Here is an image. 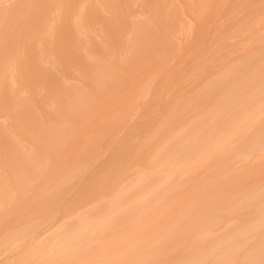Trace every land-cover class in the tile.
Here are the masks:
<instances>
[{
    "label": "rangeland",
    "instance_id": "374dc122",
    "mask_svg": "<svg viewBox=\"0 0 264 264\" xmlns=\"http://www.w3.org/2000/svg\"><path fill=\"white\" fill-rule=\"evenodd\" d=\"M58 5L59 14L14 19L19 28L0 50V220L11 207L27 208L20 220L27 227L25 247L10 258L6 245L15 235L0 222V263L98 264L116 248L122 254L108 264H134L159 251H165L161 264L181 261L201 247L196 237L207 227L181 229L152 244L143 237L168 226L184 202L207 191L201 187L216 181L214 176L176 197L158 199L136 223L110 234L130 211L120 205L114 217H101L102 231L90 230L101 234L73 256L62 259L37 250L45 243L41 234L58 218L90 219L87 210L95 201L121 184L135 185L143 172L150 173L149 181L159 177L157 187L174 176V165L155 158L170 135L210 105L205 84L239 63L236 57L261 58L264 0H67ZM18 163L24 172L11 169ZM104 163V170L93 175ZM196 165L186 169L201 166ZM62 167L66 176L59 180ZM48 174L57 181L46 209L44 202L28 201L35 185L44 188ZM246 218L229 216L215 228L224 231ZM131 239L139 245L124 248Z\"/></svg>",
    "mask_w": 264,
    "mask_h": 264
},
{
    "label": "bare ground",
    "instance_id": "6f19581e",
    "mask_svg": "<svg viewBox=\"0 0 264 264\" xmlns=\"http://www.w3.org/2000/svg\"><path fill=\"white\" fill-rule=\"evenodd\" d=\"M61 1L67 0H0V50L10 43L14 30L19 28L18 21L14 19L59 14L61 5L59 7L58 2ZM190 26L187 28L188 31H192L195 25L190 24ZM51 30L55 28L52 27ZM187 35L189 39L191 34ZM214 54L215 52L209 53L207 59L211 61L209 57ZM262 55L261 58H258L259 55H255V58L250 54L236 57L234 60L240 61L239 63L231 65L227 71L216 75L210 83L202 87L203 95L212 98V100L208 99L210 105L199 111L195 119L182 131L170 135L166 143L167 148L164 147L163 153L159 152L161 157L155 158L160 159L162 165H174V176L157 187L154 186V181L159 177L156 176L154 181H149L147 177L151 176L150 173L143 172L135 185H132L134 182L121 184L115 192L105 194L95 201L87 210L91 215L90 219L80 216L74 221L68 220L67 216L58 218L41 234L45 243L37 253L60 256L62 259L73 256L82 251L88 239L101 234H96L94 231V228H99L97 230L100 231L104 228L101 217H114L120 205L122 209H130V211L115 224L110 234L118 228L136 223L145 207L156 204L158 199L176 197L187 190L189 185L200 186L204 184L206 176H214L217 178L216 181L213 180L214 182L201 187L202 190L207 191L197 199L184 202L181 207L185 208L172 216L168 226L157 231L155 235L143 238L147 243L152 244L169 239L178 230L188 231L190 227L199 225L207 227L196 237L201 247L174 264H236L237 260L238 264H264V173H261L264 172V56ZM196 100H192V103ZM173 117L168 116L166 120L169 121ZM155 162L153 166L156 165ZM106 163L100 164L93 175L102 172ZM190 163L201 166L197 167L199 168L197 170L190 171L186 169ZM18 165L11 166V169H14L15 173L24 172V166ZM240 165L241 167H237ZM65 172V167L59 170V180L66 176ZM35 178L41 180L42 177ZM252 178L258 180L248 182ZM44 179L46 181L44 188H41V184L35 185L33 192H29L28 202L36 204L44 202L46 208L53 195L48 192L57 181V176L48 174ZM188 181L191 183L188 184ZM25 209L27 208L24 205L19 204L8 209L1 217L3 230L11 236L15 235L12 244L6 245L8 248L5 253L11 250L8 258L25 247L22 236H25L27 227L23 221H20ZM234 215L245 216L246 221L240 224L231 223L224 231L215 228L224 218ZM75 223L78 226L70 230V226ZM65 225L67 226L64 227ZM92 229L94 232H90ZM66 230L69 232L65 233ZM55 238L56 241L49 245ZM139 243L138 239H131L124 248L138 246ZM117 254H122V248L112 250L106 258H101L98 264H108ZM164 254L165 251L155 252L152 256L134 264H146L148 261H152L151 264H161Z\"/></svg>",
    "mask_w": 264,
    "mask_h": 264
}]
</instances>
